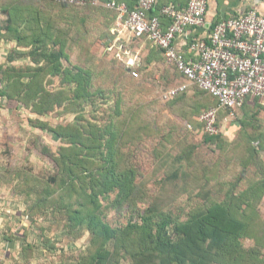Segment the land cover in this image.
Instances as JSON below:
<instances>
[{"label": "rangeland", "instance_id": "374dc122", "mask_svg": "<svg viewBox=\"0 0 264 264\" xmlns=\"http://www.w3.org/2000/svg\"><path fill=\"white\" fill-rule=\"evenodd\" d=\"M4 1L0 212L13 218L16 233L4 239L15 247L4 261L264 264V195L241 191L264 187L257 132L235 123L211 141L192 134L187 125H196L195 113L211 102L197 90L196 104L184 95L159 102L158 94L171 90L177 78L172 68L163 80L150 71L134 79L107 52L97 60L80 43H66L61 51L33 25L10 21ZM18 1L31 11L44 3ZM64 28L60 36L71 39ZM86 71L93 95L83 102L69 78ZM87 123L98 125L100 141L82 139ZM113 139L110 164L116 173L126 172L124 191L101 176L111 153L106 143ZM74 210L87 222L98 217L110 233L77 225ZM211 223L221 239L203 233Z\"/></svg>", "mask_w": 264, "mask_h": 264}, {"label": "built area", "instance_id": "2783aa9c", "mask_svg": "<svg viewBox=\"0 0 264 264\" xmlns=\"http://www.w3.org/2000/svg\"><path fill=\"white\" fill-rule=\"evenodd\" d=\"M46 1L70 6L88 4L86 0ZM90 4L115 11L121 30L132 38L148 40L159 50L164 62L183 78L184 83L165 93L163 99H173L194 86L217 100L215 107L200 114L199 135L221 133L218 123L221 112L233 119L247 99L264 100V13L257 9L237 12L221 20L205 40L184 43L182 38L189 30L205 26L207 0H187L182 9L166 5L160 8L157 16L150 15L157 0H138L134 9L114 1L101 4L92 0ZM162 17L167 20L166 27ZM178 43L188 47L191 57L184 56ZM124 64L128 68L133 65L129 61ZM131 75L138 77L136 71H131ZM187 128L192 130L190 125Z\"/></svg>", "mask_w": 264, "mask_h": 264}, {"label": "crops", "instance_id": "0c3cea01", "mask_svg": "<svg viewBox=\"0 0 264 264\" xmlns=\"http://www.w3.org/2000/svg\"><path fill=\"white\" fill-rule=\"evenodd\" d=\"M100 3L114 1L124 4L129 9L136 8L138 0H97ZM4 10L17 8L25 12V5H20L18 0H5ZM41 3L34 9L33 16L36 19L34 27L40 29L50 22L52 32L56 35L59 34L61 29L71 35V39H65L67 45L78 44L84 51H88L90 56L93 55L97 60L103 53L107 52L110 56L109 59H115L118 63L124 65L126 62H131L132 67H125L128 74L131 71H136L138 77H144L150 71L152 77L165 79L168 69L172 68L167 65L161 53L145 38L135 39L129 36L125 30H121L117 22V14L115 11L110 10L103 5L88 6L86 8H65L57 5L55 2ZM37 3V2H35ZM39 3V2H38ZM187 0H158L154 10L150 13L152 16H157L160 8L166 5H173L176 8L182 9L186 6ZM9 4V5H8ZM248 9H257L264 13V0H207L206 24L203 28L191 29L183 36L184 43H189L194 39H206L211 32L214 25L221 20L227 19L237 12L246 11ZM161 21L163 26H167L165 19ZM182 43V40L179 41ZM178 43V46L181 44ZM77 49V47H75ZM182 48V49H181ZM67 49V47H66ZM69 49V47H68ZM110 49V50H108ZM184 56L191 57L188 52L187 46H180ZM92 52V53H91ZM116 54L119 56L117 59ZM112 57V58H111ZM174 70V68H172ZM175 72V83L172 88L184 83L183 78ZM171 88V89H172ZM194 86H189L188 91L184 98L189 103H195L197 98L192 95L194 93ZM169 90L158 94L159 102L166 103L167 100L163 99V95ZM256 98H249V100L237 111L236 116L231 118H223L221 127H233L235 123L238 125H245L246 123L251 126L250 131H256L255 145L261 151L262 162L264 163V100H253ZM196 104V103H195ZM232 123V124H231ZM224 125V127H223ZM236 125V124H235ZM256 128V129H255ZM193 134V133H192ZM197 135V134H195ZM264 165V164H263ZM264 173V170H262ZM243 194L247 195H264V188L248 187L241 190ZM3 209V208H2ZM0 212V264H7L4 259L10 257L11 242L7 243L5 240L8 236H14L16 233L13 231L15 223L13 224L12 217H7L5 212ZM5 211V210H4ZM7 212V211H6ZM12 218V219H11ZM5 239V240H4ZM14 245V244H13ZM15 247H12L13 250ZM5 256V258L3 257Z\"/></svg>", "mask_w": 264, "mask_h": 264}, {"label": "trees", "instance_id": "16d2710c", "mask_svg": "<svg viewBox=\"0 0 264 264\" xmlns=\"http://www.w3.org/2000/svg\"><path fill=\"white\" fill-rule=\"evenodd\" d=\"M43 1H46V0H43ZM87 2H88V4L87 5H85V6H70V5H64V4H59V3H56L57 5H59V6H62V7H65V8H71V9H74V8H86V7H88V6H91V7H94V6H92L91 4H90V2L92 1V0H86ZM158 1V0H157ZM46 2H52V1H46ZM109 2V1H108ZM104 3H107V2H104ZM104 3H101V4H104ZM103 7H105V6H103ZM25 12L24 11H22V10H20V9H18V7L17 8H12V9H7L4 13H6V14H8V17H9V19H10V21H12L13 23H14V21H16L15 23V25H17V24H22L23 22H25V26L27 25V26H30V25H34V22L36 21V19L34 18V16H33V11H31V10H29L28 8H27V6L25 7ZM163 19H165V18H163L162 17V20ZM166 20V19H165ZM167 21V20H166ZM36 23V22H35ZM39 31H40V35L42 36V37H44L45 39H47V40H53L55 43H60L62 46L61 47H59V50H63V47H64V44H66V40H65V38H62L61 36H60V33L61 32H59V34L58 35H56L54 32H52V27H51V24H50V22H47L46 24H45V26H43V27H41L40 29H38ZM39 36V35H38ZM41 37V38H42ZM41 38H37V40L36 41H38V43H40L42 40H40ZM44 39V40H45ZM82 73V75L80 74V73H78V74H75V76H70V78H69V80L70 81H72V82H76L77 83V85H78V87H77V91L78 92H76V95H77V97H78V100H82L83 102H84V100H86L87 98H90L92 95H93V93H91V92H89V91H87V88H86V85H88L89 84V80H88V76H89V72H87L86 71V73H83V72H81ZM85 85V86H84ZM201 95H202V97L205 99V102H211V106H208L206 109H208V108H210V107H215L216 106V104H217V100L215 99V98H213L212 96H210V95H208V94H206V93H204V92H202V91H200L198 88H196V87H194ZM187 92V91H186ZM186 92H184V93H182V94H180V95H178L177 97H175V98H173V99H169V100H167V101H171V100H175L176 98H179L180 96H183V95H185L186 94ZM205 96L208 98V99H206L205 98ZM249 99H247L246 100V102L248 101ZM253 100H256V99H253ZM245 102V103H246ZM244 103V104H245ZM205 109V110H206ZM205 110H203V111H205ZM202 111V112H203ZM201 112V113H202ZM200 112H196L195 114H197L198 116L196 117V125H192V130H191V132L192 133H194V134H197V135H199L198 134V132H197V130L198 129H200L201 128V124L198 122V118H199V116H200V114H201ZM225 117H227V114L226 113H223V112H221L220 114H219V119H218V123H219V126L221 127V124H222V122H221V120H222V118H225ZM190 125V124H189ZM98 125L97 124H85L84 125V127L82 128L81 127V129H82V131H84L85 132V134L87 135V136H83V140H85V141H95V140H97V142L98 141H100L99 139H97L96 138V134L97 133H99V132H97L98 130V127H97ZM191 126V125H190ZM195 127H197V128H195ZM222 128V127H221ZM76 129H77V127H76ZM78 130V129H77ZM79 131V130H78ZM221 133H222V130H221ZM220 133V134H221ZM219 134V135H220ZM114 136L116 135L115 134V132H114V134H113ZM219 135H217V136H207V135H202V136H204L206 139L205 140H209V141H211V140H213V138L214 139H216ZM201 136V135H200ZM75 143V142H74ZM114 139H113V141H110V142H107L106 144H107V146H108V148H109V150H110V152L111 153H109L108 152V162H109V166L108 167H104L103 168V174L101 175L103 178H104V180H105V182L106 183H108V184H110V186L111 187H117V188H119L121 191H124V189H128V180H127V174H126V172H124L123 170H122V172H115V165H111L110 164V162L113 164L114 163V148H113V146L112 145H114ZM80 145H82V146H84V143L82 144H80ZM257 147V151L259 152L260 150H259V148H258V146H256ZM113 148V149H112ZM113 151V152H112ZM264 163L262 162V164H261V169L262 170H264V165H263ZM121 175H124V176H126V177H121ZM258 188H264V187H262V186H259ZM79 212V210L77 211V210H74L72 213H71V219H73V216H76L78 219H76V220H72L73 222H75V223H77V225H83L84 223H86V224H89L90 226L92 225V226H94L98 231H100V230H102L103 229V231L104 230H107L109 233H110V231H109V229L106 227V226H104L102 223H101V220H99V218L98 217H96V216H93V218H91L90 219V221L89 222H87V220H85V215L84 214H81V212H80V214H76V213H78ZM74 214V215H73ZM220 216V215H219ZM164 225H165V223H163V225H161V228L162 227H164ZM203 228H204V230H202L203 231V233L205 234V235H209V236H212L213 237V235H217L220 239L222 238V236H220V235H218V234H221V233H219L218 231V226L216 227V224H214V223H211V224H204L203 225ZM218 228V229H217ZM113 233V232H112ZM160 233V232H159Z\"/></svg>", "mask_w": 264, "mask_h": 264}]
</instances>
